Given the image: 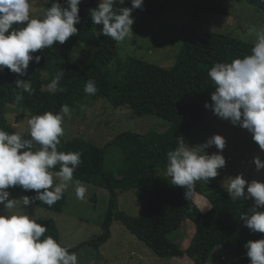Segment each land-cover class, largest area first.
<instances>
[{"label": "trees", "instance_id": "trees-1", "mask_svg": "<svg viewBox=\"0 0 264 264\" xmlns=\"http://www.w3.org/2000/svg\"><path fill=\"white\" fill-rule=\"evenodd\" d=\"M245 2L264 11V0ZM98 3L99 0H83L78 36L71 37L64 45L54 44L36 53L44 58L39 64L30 62L28 75L21 77L28 80L33 90L32 94L25 92L22 101L15 100L18 92L14 83L18 78L16 74L7 69L0 71V128L9 133L18 132L9 122L7 115L10 113L26 111L31 118L47 111L56 113L61 105L67 104L72 115L80 116L83 112L80 106L83 104L87 108L97 99L108 100L115 109L128 107L137 117L157 116L163 119L169 126L166 132H124L105 147H98L83 137L61 138L59 151L82 153V163L74 172L73 179L102 187L110 195L103 234L92 243L98 247L107 243L112 222L118 220L161 258L186 256L194 264H208L216 260L214 251L225 239L236 249L230 256L234 259L232 264H237L239 259L246 262L242 258L246 252L244 245L264 237V234L252 233L240 220L242 214H251L252 201L231 200L226 188L213 180L207 183L197 181L191 198L186 199L185 189L171 185L164 172L167 153L177 146L176 138H185L200 120L207 84L212 82L208 76L211 67L218 62L230 63L251 54L254 44L228 34L189 26L182 46L173 56L172 66L164 68L142 58L127 56L121 43L99 36L102 26L94 25L88 15L89 9ZM50 5L51 0H48L45 9ZM121 7L131 5L115 0L114 8ZM23 26L14 25L16 28ZM82 45L91 50V57L88 61L71 63L70 53ZM61 71L63 78L58 88H63V91L52 92L47 85ZM89 80L95 81L97 86L94 95L84 91ZM21 134L27 137L29 133ZM136 178L144 180V184L138 186ZM123 192H133L139 199L142 211L138 217L119 210L118 196ZM195 194L208 200L211 208L207 212L195 203ZM25 195L34 193L25 192ZM166 200L176 210V219L163 211L162 204ZM66 204L63 194V198L50 207L39 202L33 206L59 213ZM186 221H191L196 231L188 247L182 250L169 240V235L178 231ZM37 222L48 227L46 236L50 235L60 243V230L55 221ZM88 243L68 249L75 252Z\"/></svg>", "mask_w": 264, "mask_h": 264}, {"label": "clouds", "instance_id": "clouds-1", "mask_svg": "<svg viewBox=\"0 0 264 264\" xmlns=\"http://www.w3.org/2000/svg\"><path fill=\"white\" fill-rule=\"evenodd\" d=\"M83 0H51L42 18H33L30 0H0V71L5 69L18 77L14 83L18 92L16 102L24 93L32 94L28 80L30 62L39 64L44 58L36 55L54 44L64 45L78 36L81 23L80 5ZM115 0H99L88 15L94 25L102 26L103 35L124 42L133 33V11L143 10L144 0H131V7L114 8ZM14 25H24L16 28ZM79 55L73 51L70 55ZM215 85L211 103H206L218 119L233 127L246 130L252 141L264 153V31L257 33L251 54L230 63L218 62L208 72ZM63 72L57 73L47 85L52 92L58 88ZM84 91L94 95L95 81H87ZM81 111L86 106L81 105ZM69 105H61L58 112L34 115L27 120V137L19 132L9 133L0 128V264H79L76 252L64 247L45 233L48 227L38 223L35 216L14 213L21 205L29 207L37 202L49 207L63 198L64 191L73 182V174L82 163L81 152L58 150L65 135L66 118H71ZM177 146L167 153L164 175L173 186L185 189L190 199L197 181L210 182L227 167L224 150L227 139L213 134L205 142L195 145L183 136L176 138ZM215 148L216 151L209 152ZM250 163L257 173H264V158L252 157ZM58 169V170H57ZM231 200L253 202L251 214H242L243 226L252 233L264 234V179H247L244 173L229 176L222 182ZM19 187L32 196L13 197L10 189ZM87 186L75 182V195L86 197ZM250 264H264V237L244 245Z\"/></svg>", "mask_w": 264, "mask_h": 264}, {"label": "rangeland", "instance_id": "rangeland-1", "mask_svg": "<svg viewBox=\"0 0 264 264\" xmlns=\"http://www.w3.org/2000/svg\"><path fill=\"white\" fill-rule=\"evenodd\" d=\"M48 0H30L33 18H42ZM131 5V0H119ZM138 10V11H137ZM135 23L133 33L121 45L127 56L142 58L164 68H170L173 56L182 46L189 26H199L208 30L228 34L232 37L254 44L257 33L264 31V11L248 4L245 0H144L143 10L135 9L132 13ZM79 55L72 54L71 63L81 60L88 61L91 50L82 45L74 50ZM213 82L207 84V96L201 105V116L196 126L190 129L185 137L186 142L195 145L205 142L213 134H220L227 139L224 155L227 167L220 170V175L213 179L218 185L229 176L244 173L251 179H264V173H257L250 163L252 157L264 153L252 141L251 135L239 127L218 119L206 103H211V93L215 90ZM80 116L72 115L66 118L64 139L83 137L98 147H105L124 132L147 133L150 131L166 132L168 123L157 116L137 117L130 108H113L106 99H97L86 108ZM8 114L9 122L20 133H29L27 120L30 119L26 111ZM216 151L215 148L209 152ZM112 157H116L113 153ZM135 177V176H134ZM73 179L64 191L67 204L62 212H55L38 206L25 207L22 204L14 209V213L35 216L38 221L53 220L56 222L61 235L60 243L67 248H78L75 252L79 264H194L188 257L165 259L157 256L144 243L135 237L118 220H113L111 237L107 243L93 244L103 234V223L108 214L109 192L83 181L87 186L86 197L79 200L75 195ZM138 186L144 180L136 178ZM226 188V185L225 187ZM13 197L24 196L19 187L10 189ZM194 201L203 212H207L211 205L200 195H194ZM163 211L172 219L177 218L176 210L169 201H163ZM253 205V202H252ZM2 207V206H0ZM118 208L129 216L138 217L142 207L139 199L133 192H123L118 196ZM195 225L191 221L183 223L178 231L169 235V240L177 243L185 250L195 235ZM220 234V232H219ZM150 236V235H148ZM91 242V243H90ZM96 245V247H94ZM225 239L219 242L214 251L215 261L208 264H232L231 254L236 251ZM246 262L236 260L237 264H250L243 253Z\"/></svg>", "mask_w": 264, "mask_h": 264}, {"label": "crops", "instance_id": "crops-1", "mask_svg": "<svg viewBox=\"0 0 264 264\" xmlns=\"http://www.w3.org/2000/svg\"><path fill=\"white\" fill-rule=\"evenodd\" d=\"M183 257H185V256H183Z\"/></svg>", "mask_w": 264, "mask_h": 264}]
</instances>
